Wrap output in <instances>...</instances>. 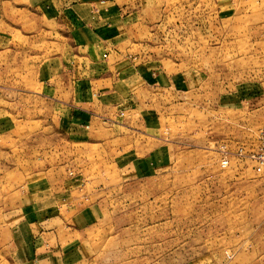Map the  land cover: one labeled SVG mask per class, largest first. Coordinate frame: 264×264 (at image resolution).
<instances>
[{
    "label": "rangeland",
    "instance_id": "rangeland-1",
    "mask_svg": "<svg viewBox=\"0 0 264 264\" xmlns=\"http://www.w3.org/2000/svg\"><path fill=\"white\" fill-rule=\"evenodd\" d=\"M105 1L122 4L12 0L15 27H0V242L49 178L96 206L82 264H264V0H126L119 117L62 73L91 39L75 5ZM73 115L90 142L63 136Z\"/></svg>",
    "mask_w": 264,
    "mask_h": 264
},
{
    "label": "crops",
    "instance_id": "crops-1",
    "mask_svg": "<svg viewBox=\"0 0 264 264\" xmlns=\"http://www.w3.org/2000/svg\"><path fill=\"white\" fill-rule=\"evenodd\" d=\"M75 6L73 5L74 11L77 12L75 15L82 18L81 23H85L86 17L89 18L87 20L90 25H86V27L90 28L91 39L87 37L88 39L81 42L80 47H76L77 55L73 48L65 51L68 52L65 55V60L71 59V61L68 62L70 66L63 69L62 73L70 76V83L73 85L76 82H81V84L93 86L94 90L100 89L103 92L102 96L109 104L105 110L115 113V115L111 114V117H119L118 112L122 110V88L125 84L122 75L126 73L124 72L126 69L128 70L129 62L126 56L122 58V41H129L124 38L130 36L125 30L128 19L126 12L129 11L126 0H122V4L121 2L105 1L102 6L98 7L87 3H79ZM14 8L12 0L4 2L0 0V12H7V16L6 14L5 16L8 18V20L4 18L0 21V27H15L14 17L11 14ZM95 9L105 10L100 20L108 18V21H94ZM28 11L30 12V10ZM40 21L41 19L38 20V22ZM37 24V21H24L23 25L36 26ZM97 27L99 31L108 35L99 39ZM100 41L104 44V53H102L100 45H97ZM59 60L61 61L63 58ZM54 85L56 92H62L64 89L63 77L59 80L56 76ZM55 102H60L61 105V100ZM72 105L71 103L66 106ZM90 116L92 119L94 118V114ZM114 119L116 118L114 117ZM117 122L119 129H122V119L111 120L110 125L116 124L114 126H117ZM88 123L89 118H86L85 122H80L73 115V118L69 119L71 133L67 130V136L64 134L63 136L78 144L90 142V139L95 136L91 130H87V126H84ZM37 188L36 194L22 193L21 195V207L17 216L19 221H13L8 233L0 242V264H82L84 259L80 258L79 254L83 252L81 248H84L85 243L80 242L85 233L84 228L97 217L96 206L82 207L79 202L83 198L80 196L74 198L73 190L68 182L65 183L61 179L52 182L48 178L45 182L39 183ZM56 188H61L64 193H55ZM32 204L35 208V217H33L35 222L30 225L28 220L32 217H30L29 208Z\"/></svg>",
    "mask_w": 264,
    "mask_h": 264
},
{
    "label": "built area",
    "instance_id": "built-area-1",
    "mask_svg": "<svg viewBox=\"0 0 264 264\" xmlns=\"http://www.w3.org/2000/svg\"><path fill=\"white\" fill-rule=\"evenodd\" d=\"M253 159H255L262 167H264V127L259 133V144L257 151L253 154Z\"/></svg>",
    "mask_w": 264,
    "mask_h": 264
}]
</instances>
